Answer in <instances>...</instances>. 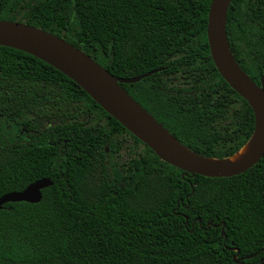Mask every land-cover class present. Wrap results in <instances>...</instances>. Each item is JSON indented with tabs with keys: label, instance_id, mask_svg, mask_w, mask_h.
I'll use <instances>...</instances> for the list:
<instances>
[{
	"label": "trees",
	"instance_id": "1",
	"mask_svg": "<svg viewBox=\"0 0 264 264\" xmlns=\"http://www.w3.org/2000/svg\"><path fill=\"white\" fill-rule=\"evenodd\" d=\"M210 1L0 0V19L49 31L117 77L157 69L121 86L189 150L221 159L246 144L254 115L211 59ZM226 33L259 84L264 0H231ZM41 178L52 184L39 202L0 209V264H264V155L230 177L185 173L66 75L0 45V196Z\"/></svg>",
	"mask_w": 264,
	"mask_h": 264
},
{
	"label": "water",
	"instance_id": "2",
	"mask_svg": "<svg viewBox=\"0 0 264 264\" xmlns=\"http://www.w3.org/2000/svg\"><path fill=\"white\" fill-rule=\"evenodd\" d=\"M230 2L210 1L206 35L210 56L218 73L253 110V132L243 146L246 151L236 159H233L234 155L243 147L232 156L221 159L204 157L189 150L121 86V83L140 81L157 72V69L134 77H117L63 38L44 29L7 19H0V45L28 53L66 75L162 161L185 173L230 177L246 171L264 155V68L257 84L235 60L226 33ZM51 184L49 178H41L21 191L5 193L0 196V209L7 202L37 203L42 198L41 190ZM234 258L235 262L240 261L236 256Z\"/></svg>",
	"mask_w": 264,
	"mask_h": 264
},
{
	"label": "bare ground",
	"instance_id": "3",
	"mask_svg": "<svg viewBox=\"0 0 264 264\" xmlns=\"http://www.w3.org/2000/svg\"><path fill=\"white\" fill-rule=\"evenodd\" d=\"M246 151V147H243L236 155H234L233 159H236L239 155L243 154Z\"/></svg>",
	"mask_w": 264,
	"mask_h": 264
}]
</instances>
